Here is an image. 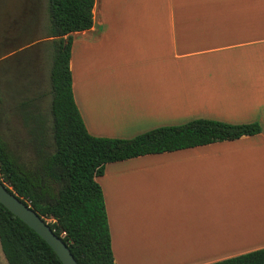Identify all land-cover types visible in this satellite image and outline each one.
Masks as SVG:
<instances>
[{
  "label": "crops",
  "instance_id": "1",
  "mask_svg": "<svg viewBox=\"0 0 264 264\" xmlns=\"http://www.w3.org/2000/svg\"><path fill=\"white\" fill-rule=\"evenodd\" d=\"M41 11L0 0V61L13 53L10 23ZM93 12L70 60L89 133L131 138L195 118L262 127L107 163L97 181L115 263L209 264L264 248V0H95Z\"/></svg>",
  "mask_w": 264,
  "mask_h": 264
},
{
  "label": "trees",
  "instance_id": "2",
  "mask_svg": "<svg viewBox=\"0 0 264 264\" xmlns=\"http://www.w3.org/2000/svg\"><path fill=\"white\" fill-rule=\"evenodd\" d=\"M94 6L95 0H49L54 150L47 151L43 135H35L36 158L28 165L0 135V178L63 237L79 264H116L103 189L97 181L107 163L255 135L262 127L257 121L195 118L131 138L89 133L74 99L70 60L72 33L93 26ZM0 245L8 264H64L39 233L1 202ZM209 264H264V248Z\"/></svg>",
  "mask_w": 264,
  "mask_h": 264
},
{
  "label": "rangeland",
  "instance_id": "3",
  "mask_svg": "<svg viewBox=\"0 0 264 264\" xmlns=\"http://www.w3.org/2000/svg\"><path fill=\"white\" fill-rule=\"evenodd\" d=\"M40 8L43 20H37L33 30L28 27L25 34H18L15 43L17 47L36 46L32 51L36 50V60L37 57L40 59L35 62L37 65L23 73L20 79H12L3 68L0 69V135L19 161L28 165L36 158L32 142L35 135L42 134L44 148L49 152L54 150L50 79L54 42L48 36L49 0H41ZM0 264H8L1 245Z\"/></svg>",
  "mask_w": 264,
  "mask_h": 264
},
{
  "label": "water",
  "instance_id": "4",
  "mask_svg": "<svg viewBox=\"0 0 264 264\" xmlns=\"http://www.w3.org/2000/svg\"><path fill=\"white\" fill-rule=\"evenodd\" d=\"M0 202L39 233L56 251L64 264H79L63 237L56 234L48 221L29 202L20 198L1 178Z\"/></svg>",
  "mask_w": 264,
  "mask_h": 264
},
{
  "label": "flooded vegetation",
  "instance_id": "5",
  "mask_svg": "<svg viewBox=\"0 0 264 264\" xmlns=\"http://www.w3.org/2000/svg\"><path fill=\"white\" fill-rule=\"evenodd\" d=\"M23 9L30 12L32 15H36L40 9L41 0H19ZM37 20H13L9 25L10 39L8 45L13 49L12 55L0 61V69L3 68L6 74L10 75L12 79H20L23 77V73L31 71V68L37 65L36 53L32 51L36 46L20 49L15 46L18 39V34L26 33L27 28L33 30L36 27ZM34 52V53H33ZM34 54V55H33ZM35 56V57H34Z\"/></svg>",
  "mask_w": 264,
  "mask_h": 264
}]
</instances>
